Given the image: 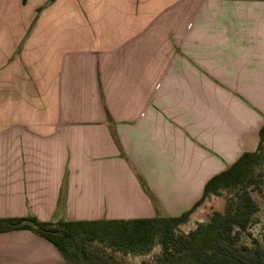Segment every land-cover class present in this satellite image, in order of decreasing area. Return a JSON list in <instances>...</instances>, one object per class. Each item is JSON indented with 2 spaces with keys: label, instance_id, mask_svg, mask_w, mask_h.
Instances as JSON below:
<instances>
[{
  "label": "crops",
  "instance_id": "1",
  "mask_svg": "<svg viewBox=\"0 0 264 264\" xmlns=\"http://www.w3.org/2000/svg\"><path fill=\"white\" fill-rule=\"evenodd\" d=\"M263 124L264 0H0V219L178 217Z\"/></svg>",
  "mask_w": 264,
  "mask_h": 264
},
{
  "label": "trees",
  "instance_id": "2",
  "mask_svg": "<svg viewBox=\"0 0 264 264\" xmlns=\"http://www.w3.org/2000/svg\"><path fill=\"white\" fill-rule=\"evenodd\" d=\"M222 190L230 193L222 213H212L206 223H198L187 234L175 232L208 195L217 196ZM251 192L264 200V124L258 132L255 151L242 154L226 170L209 179L201 198L178 217L41 222L29 216L0 219V233L30 231L53 245L67 264L90 260L87 247L97 242L123 254L148 253L156 236L161 264H264V233L260 241L252 240L251 248L238 245L258 211ZM210 233L217 238L207 239V252L195 258L193 246L198 238Z\"/></svg>",
  "mask_w": 264,
  "mask_h": 264
},
{
  "label": "rangeland",
  "instance_id": "3",
  "mask_svg": "<svg viewBox=\"0 0 264 264\" xmlns=\"http://www.w3.org/2000/svg\"><path fill=\"white\" fill-rule=\"evenodd\" d=\"M251 197L258 206V211L252 218L248 230L241 235L238 245L245 244L252 247V240L260 241L261 235L264 233V200L255 192H251ZM230 197V193L222 190L219 195H208L203 202L193 211L187 220L175 228V232L180 235L187 234L196 228L198 223H206L214 212H223L226 199ZM216 239L215 233L198 238V241L192 248L195 258L198 254L207 252V239ZM159 236H156L151 250L141 255L123 254L112 248L107 247L106 243H94L87 247L90 260H78L72 264H161V250L158 245Z\"/></svg>",
  "mask_w": 264,
  "mask_h": 264
}]
</instances>
